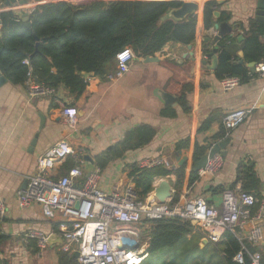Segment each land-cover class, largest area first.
Returning a JSON list of instances; mask_svg holds the SVG:
<instances>
[{"label":"crops","instance_id":"crops-1","mask_svg":"<svg viewBox=\"0 0 264 264\" xmlns=\"http://www.w3.org/2000/svg\"><path fill=\"white\" fill-rule=\"evenodd\" d=\"M97 1L115 0H54L55 3L66 2L75 6ZM206 1L184 0L197 5V11L194 13L195 39L190 44V50L181 44L168 43L155 56L158 62L146 63L144 59L135 58L130 71L120 77L115 76V60L111 72L104 78L93 76L88 79L85 90L77 99L69 95L65 88L58 87L55 90V98L63 106L77 111L78 125L75 131L68 129L61 109L53 99L43 95L30 96L27 85H12L6 81L0 86V201L4 202L7 208L6 217L0 221V235L7 237L0 246V263L58 264L59 254L64 252L61 249L62 242L58 240L40 249L36 240L26 236L29 231H36L46 236L60 238L59 215H56L55 220H48L43 216L39 205L34 204L23 209L15 199L17 190L25 187L27 179L34 175L37 158L60 140L67 141L73 149H80L83 156L88 155L91 158L94 167L82 156L83 172L87 175L90 170H100L99 187L106 193L122 190L131 183L135 188V175L132 172L137 162L157 157L164 160L163 167L167 169L185 168V182L181 195H185L186 198L200 196L208 205L220 209L221 195L224 191L230 190L235 193L242 191V182L237 181V173L239 167L248 165L259 180L258 192L264 200V78L256 74L248 82L239 83L233 90L224 92L220 87V80L214 75L216 70L210 71L201 65L202 61L211 64V59L203 56L202 47L203 44H210L209 41L216 34L213 28L204 29L203 6ZM216 1L222 5L220 12L230 16L227 24L232 27L233 36L247 30L250 20L256 21L257 0ZM18 6L19 1L15 0L5 8L0 7V13L12 12L11 8ZM165 19L171 18L165 16ZM207 39L208 41H205ZM209 48L213 49L214 46L211 45ZM190 52L193 53L194 61L189 56ZM241 53V51L236 53L237 60L239 64L241 62L244 64ZM167 61L182 67L178 73L181 83L193 81V90L187 95L191 111L184 114L176 103V106H170L176 112L173 119L160 116L161 109L167 106L163 105L159 93H167L164 90L165 85L173 76L171 66L165 63ZM234 109H251V113L239 127L225 134V138L222 139L229 138L230 142L226 149L219 153L223 157L221 169L214 174L213 179H207L200 187L198 181L188 188L189 176L195 173L193 163L199 160H194L195 146L205 147L206 154L212 145L222 141L216 140L215 136L221 130L224 131L222 126L224 115ZM206 121H210L208 128L199 130ZM140 125L150 126L156 131L153 140L144 147L128 151L122 157L111 160L104 169H99L95 157H105L127 131ZM186 140L188 147L177 149V145ZM179 151L181 157L187 156L181 167H177L179 157L175 155ZM64 163L55 166V176H62ZM197 174L199 176V172ZM164 179L173 185L176 177L171 174L156 179L152 188L154 189L160 180ZM216 188H222L223 192H213ZM151 193L144 200L149 201L151 197L148 196ZM258 209L254 213L257 217ZM256 221L244 228L241 234L242 241L252 248H258L264 255L263 244L254 247L247 240L252 225L257 224ZM195 226L203 233L200 247L212 243L207 240L202 227L197 224ZM260 226L264 231V225ZM151 228L152 223L147 220L132 226L130 229L135 235L128 236V241L123 247L145 249L147 252Z\"/></svg>","mask_w":264,"mask_h":264},{"label":"trees","instance_id":"trees-1","mask_svg":"<svg viewBox=\"0 0 264 264\" xmlns=\"http://www.w3.org/2000/svg\"><path fill=\"white\" fill-rule=\"evenodd\" d=\"M3 1L0 0V4ZM181 5L182 2L168 0L97 1L82 6L66 2L48 3L35 7L29 16L30 28H26L21 20L16 21L14 12H2L0 75L12 85H25L31 81L47 89L56 90L63 87L68 90L69 95L77 99L88 82L81 74L92 73L94 77L104 78L111 72L116 56L124 49H130L137 59H145L155 57L168 43L182 46L192 44L195 39V14L179 22L165 19L170 10ZM221 6L216 0L206 1L203 6L205 30L213 28L217 23L229 22L230 16L220 12ZM215 12L220 14L218 19L214 17ZM240 33L231 38L226 37L220 42L216 52L217 69L214 72L219 80L224 77H236L240 84L246 83L254 78L256 73L251 74L245 64L257 65L264 62V24L250 20L248 29ZM239 37L242 38L241 41H238ZM210 46L203 44V56L211 53ZM239 51L243 54L244 64L238 63L236 53ZM24 61L28 64H23ZM165 63L171 66L173 76L166 83L164 90L175 97L178 107L187 114L191 111L187 95L193 90V81L181 83L178 73L182 67L173 62ZM160 116L173 119L176 112L167 106L161 109ZM209 124L210 121H206L199 130L208 128ZM225 134V131L221 130L215 139L222 140ZM155 135L156 131L147 125L130 129L105 157H95L97 167L102 170L111 160L148 145ZM187 147V140L177 145V149ZM205 151V147L195 146L194 160L203 156ZM75 166L73 158H68L63 165L62 176ZM132 174L135 175V193L140 201L153 191L152 184L156 179L171 174L176 177L171 185L172 204L176 203L182 194L185 182L184 167H156L140 171L135 168ZM198 181V174L191 173L188 188ZM237 181L242 182L243 192L257 197L260 203L264 201L258 192L259 180L251 167H239ZM213 192H223V189L216 188ZM259 207V204L255 206L252 213ZM151 223L148 257L142 264H239L234 258L241 250V244L237 237L229 232H225L219 242L200 247L203 233L191 222L161 219ZM6 240L7 237L0 235V246ZM245 246L249 253L259 251L258 248L246 244ZM261 256L264 261V255ZM58 264L78 262L70 253L61 252ZM244 264H249L246 254Z\"/></svg>","mask_w":264,"mask_h":264},{"label":"built area","instance_id":"built-area-1","mask_svg":"<svg viewBox=\"0 0 264 264\" xmlns=\"http://www.w3.org/2000/svg\"><path fill=\"white\" fill-rule=\"evenodd\" d=\"M184 2V0H168ZM55 3L54 0H27L26 5L11 8L21 20L23 14L28 17L38 5ZM1 31V23H0ZM206 58V57H205ZM135 59L130 49H124L116 56V77L127 74L131 63ZM27 65L28 62L24 61ZM254 73L264 78V62L255 65ZM111 78V76H109ZM30 96L43 95L53 99L60 109L69 130L75 131L78 125V115L74 108L65 107L55 98V90L35 85L28 81L25 83ZM239 85L236 77H224L220 80V87L224 92L233 90ZM251 109H234L228 111L223 119L222 126L226 135L239 127ZM82 150H75L65 140H60L50 147L36 161V170L33 176L27 179L24 188L17 190L15 199L23 209L31 205H39L43 216L48 220H55L59 215V234L62 240L61 249L71 255L78 253V264H142L148 257L146 250L127 249L128 236L135 235L130 229L142 220L157 221L161 219H179L183 222L195 221L206 232L207 240L218 242L225 232L237 237L241 250L234 260L244 264V255L249 257V264H264L259 251L249 253L244 244L242 231L248 224L257 220L247 236L248 242L254 247L264 243V231L258 224L260 212L264 208V201L252 194L226 190L221 195V208L207 204L203 197L186 198L181 195L179 200L172 204V199L164 204H156L152 200H138L133 183L122 190L111 193L104 192L99 187L100 170L95 169L85 175L81 164ZM73 157L77 165L70 169L66 175L55 176L54 169L57 164ZM79 163V165H78ZM165 162L161 158H146L137 162L138 171L163 167ZM223 165L222 155L216 154L208 159L199 176L214 175ZM133 179H131L132 181ZM260 205L258 217L252 209ZM7 215L4 202L0 201V221ZM257 218V219H256ZM34 239L40 249L47 245L48 236L29 231L26 235Z\"/></svg>","mask_w":264,"mask_h":264},{"label":"water","instance_id":"water-1","mask_svg":"<svg viewBox=\"0 0 264 264\" xmlns=\"http://www.w3.org/2000/svg\"><path fill=\"white\" fill-rule=\"evenodd\" d=\"M14 1L15 0H6L3 4L0 5V7L5 8V7L9 6V4H13ZM18 1H19L20 6L27 4V0H18ZM196 11H197V5L195 3L183 2L179 8L170 10L165 16H169L171 18V20L179 22V21H183L186 18H188L189 16L193 15ZM219 15L220 14L218 12L214 13V17L216 19L219 18ZM255 20L257 22H261L264 24V0H257L256 1ZM21 22L23 23V25L26 28H30L29 17L27 15H25V14L22 15ZM213 29L215 30L216 34L209 41V43L211 45H213L214 48L212 49L211 53H209L206 56V58L211 59V64L208 65L207 61L201 62V65L210 71H215L217 69L216 52H217L218 48L220 47L221 40L226 38V37H229V38L233 37L232 27L229 26L225 22L215 24ZM241 39L242 38L239 37L238 41H241ZM205 41H208V39ZM187 48H188V50H190L191 46L189 45V46H187ZM189 56L191 57V60L194 61L192 52L189 53ZM144 61L146 63H154V62H158L159 60L156 57H146L144 59ZM246 67L250 70L251 74L254 73V69H255L254 63H249L246 65ZM81 75L84 79H89V78L93 77L92 73H89V74L88 73H82ZM5 82H6V79L3 78L2 76H0V86H2ZM159 97H160L164 106H173V107L176 106L175 97L169 95L168 93L160 92ZM229 142H230V139L226 138V139L212 145L210 147L208 153L204 154L202 157L199 158L198 161L193 163V171L198 173L201 169H203L204 166L206 165L207 160L212 158L214 155L219 154L220 152L224 151L226 149V147L229 145ZM175 155L177 157H179L178 161H177L178 162L177 167H181L183 165L184 161L186 160L187 156L181 157L182 154L180 151L176 152ZM83 159L85 161L91 162V165L94 167V164L88 155H84ZM93 170H90V171L92 172ZM91 172H89V173H91ZM213 177H214V175H206V176L200 177L199 182H198L199 187L207 179H213ZM262 187H263V185H262ZM172 195H173V188H172L171 184L169 183V181L164 179V180H160L158 185L154 187L153 193H152V200L156 204H164L168 200L172 199ZM191 224L195 226L196 222L191 221ZM258 224L264 225V208L260 212V221L258 222ZM56 240H58L59 242H62L61 238H58V237L53 236V235L48 236L47 244L53 243ZM204 243H206V242H204ZM262 244L264 246V243H262ZM72 257L74 259H77L78 253L74 252L72 254Z\"/></svg>","mask_w":264,"mask_h":264}]
</instances>
